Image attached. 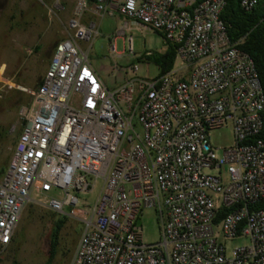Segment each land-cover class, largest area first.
I'll return each instance as SVG.
<instances>
[{
  "label": "built area",
  "instance_id": "built-area-1",
  "mask_svg": "<svg viewBox=\"0 0 264 264\" xmlns=\"http://www.w3.org/2000/svg\"><path fill=\"white\" fill-rule=\"evenodd\" d=\"M258 1L239 5L250 12ZM90 5L100 19L119 16L122 34L129 22L161 34L176 47L173 68L141 78L134 65L122 85L106 88L79 47L98 36L95 22L81 21ZM224 6L75 1L67 38L10 126L20 133L0 178V248L28 203L69 216L77 195L101 180L71 264H264V94L253 61L228 39ZM127 49L133 55L131 37ZM228 126L232 144L213 147L210 133ZM147 209L160 222L153 244L139 224ZM239 239L246 243L229 249Z\"/></svg>",
  "mask_w": 264,
  "mask_h": 264
},
{
  "label": "rangeland",
  "instance_id": "rangeland-1",
  "mask_svg": "<svg viewBox=\"0 0 264 264\" xmlns=\"http://www.w3.org/2000/svg\"><path fill=\"white\" fill-rule=\"evenodd\" d=\"M73 3L66 0H0V124L7 129L15 122L19 106L24 105L16 92L23 91L27 97L39 86L55 45L67 38V21ZM92 19L97 24L98 36L90 46L80 42L79 47L87 54L88 62L97 70L106 88L112 91L122 85L128 79L126 70L134 65L141 78L158 75L157 66L149 62L146 55L165 50L164 40L159 33L143 30L129 22L122 34L123 21L117 15ZM129 37L132 39L133 55L127 49ZM112 44L116 49L114 55L110 53ZM133 125L140 133L136 118ZM210 139L211 145L217 149L230 146L231 128L228 126L211 132ZM92 182L94 185L89 193L77 195L79 207L75 210L65 209L69 216L28 203L22 211L11 243L0 248V264H44L49 255L53 222L63 217L66 222L60 232L58 253L53 264H71L84 222L89 219V209L102 187L101 180ZM139 224L146 244L159 242L160 222L153 209L143 211ZM245 243L244 240H235L229 243V249Z\"/></svg>",
  "mask_w": 264,
  "mask_h": 264
},
{
  "label": "trees",
  "instance_id": "trees-1",
  "mask_svg": "<svg viewBox=\"0 0 264 264\" xmlns=\"http://www.w3.org/2000/svg\"><path fill=\"white\" fill-rule=\"evenodd\" d=\"M225 6L220 14V18L225 25L226 34L232 44L246 53L254 63L258 80L264 94V0H259L257 5L250 11L245 12L240 8L239 0H224ZM161 35V34H160ZM163 38V37H162ZM165 50L162 53H153L147 60L155 64L158 68V75L168 73L174 65L176 57V47L164 41ZM23 104L31 102L32 97L17 91ZM26 97V98H25ZM263 128L259 139L264 141V112L262 113ZM1 132V131H0ZM264 207V198L258 204V208ZM221 213L216 223L221 220ZM66 222V218H59L53 222L50 231L49 255L44 264H53L58 253L59 236Z\"/></svg>",
  "mask_w": 264,
  "mask_h": 264
},
{
  "label": "crops",
  "instance_id": "crops-1",
  "mask_svg": "<svg viewBox=\"0 0 264 264\" xmlns=\"http://www.w3.org/2000/svg\"><path fill=\"white\" fill-rule=\"evenodd\" d=\"M64 1V0H63ZM68 2L72 1L74 2L73 3V6L75 4V1L76 0H66ZM73 9V8H72ZM72 12V10H71ZM71 17V15H70ZM95 18L97 19L98 17H96L93 12H92V9H91V5H90V8L89 10L83 15V18H82V23L87 25L89 23H92L93 22V19L92 18ZM119 17V16H118ZM70 19V18H69ZM120 19V18H119ZM69 21V20H68ZM67 21V23H68ZM93 68V67H92ZM94 69V68H93ZM94 71L96 72V74L98 75V72L97 70L94 69ZM99 76V75H98ZM20 90H23L22 88H19ZM23 92V91H22ZM25 105V104H24ZM22 106V105H21ZM20 107V106H19ZM4 114V113H3ZM2 114V115H3ZM17 120V115H16V118L14 119V121L16 122ZM1 121V120H0ZM14 122V123H15ZM13 123V124H14ZM11 126V124H10ZM10 126L8 127V129L4 126H2L0 124V178L1 176L3 175V173L5 172V170L7 169V166H8V163L11 159V156H12V152H13V148H14V145H15V142L17 140V136L18 134L20 133V129H17L16 132L14 133H11L10 132ZM13 239V238H12ZM76 247V246H75Z\"/></svg>",
  "mask_w": 264,
  "mask_h": 264
}]
</instances>
